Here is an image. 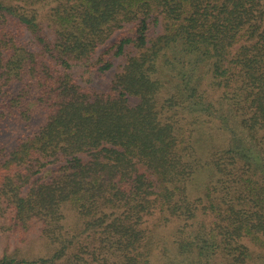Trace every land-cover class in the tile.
<instances>
[{
  "label": "trees",
  "instance_id": "trees-1",
  "mask_svg": "<svg viewBox=\"0 0 264 264\" xmlns=\"http://www.w3.org/2000/svg\"><path fill=\"white\" fill-rule=\"evenodd\" d=\"M0 220L51 247L0 264H264V0H0Z\"/></svg>",
  "mask_w": 264,
  "mask_h": 264
},
{
  "label": "rangeland",
  "instance_id": "rangeland-1",
  "mask_svg": "<svg viewBox=\"0 0 264 264\" xmlns=\"http://www.w3.org/2000/svg\"><path fill=\"white\" fill-rule=\"evenodd\" d=\"M121 67H122V61L119 59H115L113 69L109 72H105L104 75H100L95 70H92L88 73L83 74V77L90 80L92 84L104 90L109 86V82L111 81L113 74L118 72L121 69ZM78 74L80 75V73ZM37 112H41V111H37ZM38 116L39 119L41 120L39 123H41L42 119H44V116H42L41 113H38ZM12 128H15V125H13ZM18 133L19 132L17 131L16 134ZM10 135L11 137L7 136L6 140L10 138V141L13 142L14 135L13 134ZM64 214L66 216L67 223L70 224L74 223L75 218L72 210L66 208ZM2 225H4V221L0 220V228L2 227ZM170 226H172V224L169 225V228L164 229L166 233L170 231ZM50 248L51 247L47 246L46 241H44V239H42L37 233L34 232L27 233V235L24 236V240L19 241L17 237H10L8 236L7 233H4L0 229V256L6 252L8 255L13 256V258L17 260L20 259L33 260L38 257L37 255L46 254L50 250ZM258 254L263 258L264 250L259 251ZM153 261H155V258Z\"/></svg>",
  "mask_w": 264,
  "mask_h": 264
}]
</instances>
